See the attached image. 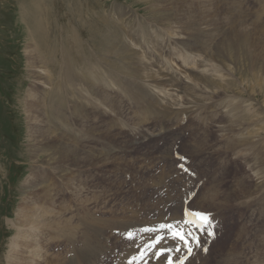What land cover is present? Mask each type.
<instances>
[{
	"label": "rangeland",
	"instance_id": "obj_1",
	"mask_svg": "<svg viewBox=\"0 0 264 264\" xmlns=\"http://www.w3.org/2000/svg\"><path fill=\"white\" fill-rule=\"evenodd\" d=\"M160 9H163L161 14L177 13L181 16L177 19L178 27L188 23L185 16L188 17L192 11L217 15L215 17L218 20L211 21L210 27L217 22L225 26L227 18L232 20L234 16V18L246 17V19L250 17L241 27L250 38V41L243 46L241 56L245 65L250 66L251 71L248 74L236 71L234 75L238 82L244 78L239 87L241 90L238 91L243 92L245 94L243 97L246 98L255 94L256 96H252L254 110H260L263 116L261 113H255L252 118L253 124L251 120L241 116L243 124L233 130V132L240 131L236 132L235 141L238 147L234 151L247 152L244 154L255 152L253 155L258 160L253 159L251 154L245 158L249 159L251 164H257L258 169H262L261 174L255 172L258 169L252 171L250 164L235 155L225 157L226 150L233 149L226 148L227 139L225 146L222 135H226L227 138V131H219L218 125L221 122L223 126L228 123L224 119L221 121L222 108L218 106V96L204 100L200 114L203 119L196 113L186 112L185 119L180 121L177 114H172L170 117L165 115L162 100L156 99L153 105L136 103L135 97L127 92H123L124 96L118 92L116 94L110 92L109 95L112 94L114 100L113 106L104 105L107 107L105 108L102 105L104 113L97 111L88 122L90 124L93 120L94 126L98 129V137L94 136L96 140L92 134L91 139L90 131L85 130L77 121L78 118L74 120L75 123L71 122L60 127L61 131L68 135L71 143L73 136H70V128L76 126L77 129H81L80 137L83 138L77 139L76 136V139L87 149L94 153L96 151L95 157L101 154V157L99 155L96 157V161L88 166L81 158L80 165L66 161L65 166L62 165L59 169L55 164L48 163L44 151L38 156L32 151L26 103L33 89L38 92L42 104L50 88L49 80L45 76L46 72L41 76L40 67L45 65L54 71V75L59 76V69L55 67L61 64L62 48L80 49L77 45L82 43L84 48L89 49V44H92L91 36L99 37L103 33L100 31L103 18H95L96 13L102 17L106 14L112 15L118 26L124 23L126 29L134 30L139 26L138 23L133 24L134 27L129 25L137 21L135 16L145 20H155V11ZM120 10L128 15H122ZM34 17L38 18L36 22ZM126 17L128 19H125ZM124 20H127V23ZM199 25H197L199 28L204 27V24ZM154 27L163 31L165 40L170 39L172 34L169 33V27L166 25ZM230 28V34L234 33V27L230 26ZM188 30L190 31L186 29ZM222 31L221 28L217 36L205 39L208 42L219 43ZM263 32L264 0H180V2L176 0H0V264H19L18 258L20 254L23 255V250L26 252L28 250L30 255L32 251V257L29 256L30 261L28 257V262L31 264H72V260L77 261V251L83 248V243L87 240L83 223L91 222L95 217L107 223L108 220H114V224H107L110 227L125 226L133 222L153 223L154 221L150 220L159 218L158 212L162 210L163 204L166 207L165 215L170 212V216H173L170 207L178 211L179 215L184 198L189 194L184 196L185 174L191 176L194 173L197 174L196 177H192L194 181L190 182L186 178L192 186L190 192L196 191V198L204 183L211 181L208 183L210 184L208 189H217L220 196L210 204L221 206V208L213 206L214 208L226 209L222 213L226 220L221 223V231H219V237L223 239L213 246L206 242L204 245L207 246L208 252L203 255L199 250L190 264H264V257L262 258L264 256ZM199 33H202L201 30ZM169 45L167 43L168 48ZM160 48L161 45L157 43H151L149 47L153 50ZM225 60L235 63L233 57L228 55ZM172 65L176 66L174 72L181 74L179 72L181 68L175 62ZM126 72H131V69L126 68ZM37 75L41 78H37ZM34 81L37 82L36 87L33 86ZM43 89L46 91L43 92ZM180 96L179 94L176 99L186 101L185 95ZM84 98L88 99L86 96L78 97L75 103L70 104L72 115L76 102L82 103ZM171 101L173 102V99ZM41 111L42 120L46 124L42 106ZM32 120L34 127L38 128L37 118L33 117ZM248 121L251 123L249 124ZM203 127L206 131L205 136H203ZM192 129L196 130V135H193ZM166 130L178 135L166 136ZM196 139L200 142L198 146L187 145L188 142ZM58 140L64 143L61 137ZM172 150L183 153L187 158L185 160L187 172L176 165L180 160L175 159ZM242 153H239L241 157ZM178 169L183 175L178 173ZM248 184L250 189L245 193ZM231 191L241 193L240 200L229 199L230 205L226 207L223 201L228 198ZM198 200L191 202L190 206L210 208L206 204H201L204 198ZM21 204L23 206L26 204L28 210ZM150 207H158V209L151 212ZM260 207L263 215H260ZM20 208L32 211L36 218V221L27 228L19 227V220L24 217ZM213 217L220 222V216L217 218L215 211ZM228 217L230 220L227 219ZM162 219L169 220L165 217ZM20 228L23 238L19 242L22 246L16 245L17 247L14 248L12 242L19 235ZM111 231L112 229L109 228L107 234L120 232L122 241L119 238L110 240L112 248L117 246L115 250L119 251L122 245L117 243L125 240V232L119 229ZM25 239L28 241L26 242ZM23 241L29 243L31 247L27 249ZM233 243L236 244V249H233ZM228 248H232L234 252L225 263L223 254ZM111 249L109 251H113ZM97 255L101 257L100 252ZM102 259L105 261L106 257H101L100 260Z\"/></svg>",
	"mask_w": 264,
	"mask_h": 264
},
{
	"label": "bare ground",
	"instance_id": "obj_2",
	"mask_svg": "<svg viewBox=\"0 0 264 264\" xmlns=\"http://www.w3.org/2000/svg\"><path fill=\"white\" fill-rule=\"evenodd\" d=\"M176 1L180 2V0H176ZM162 10L163 9H160L159 11H155L156 12L155 20L152 19L145 20L144 18L141 17L139 18L135 16L137 18V21H134L131 25H129V27H134L133 24L138 23L139 26L135 27L134 30L130 28L126 29L124 23L118 26L116 20L113 17H111L112 15L106 14L104 15V17H102L98 13H96L94 14L95 18L97 19L103 18L102 27L100 30L103 33L100 34L99 37L91 36L92 44H89L90 45L89 49L84 48V45H82V43H79L77 45L78 47H80L81 50L79 48L72 49L70 47L62 48L63 58L61 64L58 67H55V69H59V73H60L59 76L54 75V71L48 69L45 65H42L40 67V69H42L41 76L44 75V73L46 72L45 76L49 80L50 88L48 89L47 94H45L42 104L40 103L38 92H36V90L33 89H31L30 99H28L26 103L28 124L31 132L30 139L32 140L30 147H33L32 151H34L35 154H37V156L44 151L48 163L50 162L53 163V165L55 164V166L58 167L59 169L61 168L60 166L62 165L65 166L64 163L66 161H69L72 164L79 163L80 165L82 160L85 161L84 163L86 166L96 161V157L99 154L95 157L96 151L94 153V151L87 149L86 146L81 145L80 144L81 142L77 140L79 138H83L80 137L82 136L81 129H77L78 127L76 126L70 128L69 131L70 136H73L71 143V140L68 137V135L64 134L61 131L60 127L62 125L65 126L71 122L75 123L76 121L74 122V120L78 118L77 121L80 122L81 125H83L85 130L90 131V135L92 134L93 138L94 136L98 137V133H97L98 129H96V127L94 126L93 120L90 121L91 122L90 124L88 122L90 120V117L92 116L94 117L97 111H101L104 113V111L102 110V105L103 107L110 105L113 106L114 100L112 99V94L109 95L110 92L115 94L116 92H118L122 96H124L123 92H127L130 96L135 97L136 103H147L153 105V103H156V99L162 100L164 103L165 115L167 117H170L172 114H177L180 121L185 119L184 113L186 112L190 114L196 113L198 117L203 119V117H201L200 114L203 109L204 100L207 99L208 97L211 98L213 96H218L219 97L218 106L222 108L221 121L222 119H224L225 122L229 124L223 126L221 125L222 124L221 122V124L218 125L220 126L219 131L221 132L227 131L228 137L226 138L225 137L226 135L224 134L222 135V137L224 139L225 146H226V139L228 140L226 148L233 149V150H226L225 157H227L228 155H235L239 159L246 161L248 165L250 164L252 167L251 168L252 171L258 169L257 164L253 165L250 163L249 159L245 158L249 154L253 155V153L255 152L253 153L248 152V154H244L247 152L243 151L244 153H242L241 150L239 151L237 150V152L234 151L238 147L235 141V137L237 136L236 132L237 131L240 132V131L237 130L236 132H233V130L235 127L241 126L243 124L241 122V116H243L245 119H249L252 121V118L255 113L257 114L261 113L260 110H254L255 104L253 105L254 100L252 98L254 97L252 96H256L255 94L246 98L243 97L245 95L243 92L238 91L240 85L244 81V78L241 82H238L235 77L236 75H234L236 71L244 72V74L245 73L248 74L249 71H251L250 66L245 65L243 56H241L243 52V46H245L250 41V38L246 36L244 29L241 27L243 26L244 22L248 20L250 17L246 19V17L234 18L235 17L234 16L232 17L233 21L227 18V21L225 22V26L219 25L217 22L214 24L213 27H210L209 24L211 21L218 20V18L215 17L217 15L212 13L210 14L203 13L204 14L203 15L200 14V12L198 13L196 11H192L190 12L191 14L188 15V17L185 16L188 23H185L184 25L178 27L176 26V23L178 22L177 19L181 16H179L177 13L171 14L164 12L163 14H161L160 12H162ZM120 13L122 15H128L126 12H123V10ZM37 19L38 18L35 19L34 17L35 22L37 21ZM125 19H128V17H126ZM141 19H144V21L140 22ZM120 20L121 19H119V21ZM228 20L232 22H229ZM124 22L127 23V20H124ZM199 24L200 25L204 24V27L199 28L197 26ZM157 25H163V26L166 25L167 27L170 28L169 33L172 34L170 39L165 40L164 37L165 34L163 33V31H161V29L157 27H154ZM230 26L234 27V33L232 34H230V29H231ZM176 27L180 29H177ZM171 28L174 30H172ZM221 28L223 29V31L219 36V43L208 42L206 40L209 39L210 37H215V35L217 36L218 31ZM186 29H190V31L188 30L189 31L188 32L186 31ZM200 30L202 33H199ZM185 32H188V34H186ZM262 38H264V32L262 33ZM151 43H157L161 45V48L156 50L149 49ZM167 43L170 44L169 48L167 46ZM225 54L233 57L235 63L227 62L225 60L226 58ZM259 61L261 65V55ZM173 62H175L176 65L181 68L179 72L182 75H184V77L181 74H177L174 72L176 66L172 65ZM244 67L246 68V70H244ZM126 68H130L131 72H126ZM41 76L37 75V78H41ZM34 82L35 83L33 86L36 87L37 82L36 81ZM45 91L46 89H43V92ZM206 91L208 94L206 93ZM179 94L181 95L180 97H183L185 95L186 101L184 100L179 101L178 99H176V97L179 96ZM82 96H86L88 99L84 98V102L82 103H80L81 101H77L72 109L73 112L72 115L69 109L70 104L75 103L76 101L75 99ZM54 97H56V99H54ZM172 99L173 102L171 101ZM207 102L209 103V101ZM41 106L45 112V117L47 120L46 124H44L42 120ZM215 108H217V106ZM262 109H264L263 106ZM224 113L225 115H223ZM33 117L37 118L39 125L38 128L34 127L32 120ZM255 118H257L256 115ZM248 122L249 124L251 123L250 121ZM192 130H193V135H196V130L195 129ZM202 131H203V136H205L206 131L204 127L202 128ZM92 135H91V139H92ZM167 135H172L175 137L178 134L170 133V130H166V136ZM60 137L64 140V143L58 140ZM94 139L96 140V138ZM199 144L200 142L197 139L187 143L188 146L191 145L198 146ZM244 144L243 147L245 146ZM239 153H242L243 156L241 157ZM31 154L33 153L31 152ZM82 154L84 156H82ZM174 154L176 155L175 151L173 152V156ZM99 157H101V154L99 155ZM255 158H256L255 155H253V159ZM255 160L258 159L256 158ZM180 162L183 163L181 160ZM180 162L178 161L176 165H178V163ZM261 170L258 169L255 172L257 174H261L262 172ZM178 173L183 175V173H181L179 169H178ZM196 176H197L196 173H194L191 176L185 174V177L190 182L194 181L193 178ZM198 182L199 181H197V183ZM208 183L207 184L204 183V185L198 191L196 198L194 197L191 202H198L199 201L198 199L202 197L205 200L202 201L201 204H206L210 208L209 209H203L198 207L197 208L192 207V208L203 211H210V212L215 211V213L217 214V218H219L218 216H220V222H218V232H219L221 231L220 229L221 223H224V220H226L225 216L224 217L222 216V213H224V210L226 209L214 208V207L221 208V206H214L210 204L215 198L220 196V192L217 189L209 190L208 187L210 184L208 185ZM246 187L248 189H246L245 193H247L250 189L249 184ZM226 195L227 194H225V196ZM240 195L241 193H237L234 191L232 193L231 191V193H229L228 198L225 201H223V205L228 207L230 205L229 199L234 200V198H238V200H240L239 199ZM197 196L199 197L197 198ZM160 204H162V202ZM163 205L165 206V204ZM164 206L162 210L158 212L160 215L159 218H156V219H161L159 220V222L164 221L162 219L164 217L168 219L171 217L170 212H168L165 215L164 209L166 207ZM185 206L186 205H184L183 203L180 210L181 220L183 219V211ZM23 207L27 208V205L25 204V206ZM187 207H191V206L187 205ZM150 208H152L151 212L158 209V207H150ZM238 208L245 209L246 207H238ZM20 209L24 213V217L20 218L19 227L21 226L27 228L29 224H32L33 221L34 222L36 221V218L32 213V211H26L25 208H20ZM170 209L173 211V216L166 222H162L164 224H168V223L171 224L172 223L171 220L172 219L177 220V217L179 216L178 211H175L171 207ZM149 215L150 212L148 213V216ZM260 215H263L261 207H260ZM227 219L230 220V217H228ZM108 221L109 223L103 222V220L97 219L95 217L92 219L91 222L83 223L84 232L86 233L85 238H87V240L83 243V248L77 251V261L72 260V264H107V263L126 264L125 263L126 259H128L131 254L138 253L146 242L153 241L158 233L160 235L165 234L163 231H158V232L143 231L144 229H142V226L143 225L146 226V223H148L146 221L141 222L142 224L140 222L128 223L127 225L120 227L116 225L110 227V225L107 224H112L115 221L114 220H108ZM262 223L264 224V215L262 217ZM148 224H151L152 226L154 225L157 226L153 228L156 229L159 228L157 224H153V223H148ZM109 228H111L112 231L114 229H119L121 232L124 231L125 232L124 235H126L128 232H133L135 233L134 239L128 240L124 236L125 240L121 243H117V244H121L122 246L120 247L119 251H116L115 248L117 246L112 248L110 240H117V238H119L122 241L121 239L122 237L119 236L120 232H117V234L115 233L107 234V230ZM19 230H20L18 232L19 235L16 234L17 237L12 242L14 248L17 246L18 247L22 246L20 245L19 242L20 239L23 238L21 232L22 229L20 228ZM113 235L114 237L112 238ZM146 236H152V237L150 239H144V237ZM165 238H167V236ZM204 239L210 245L212 244L211 246H213L215 245L216 242L222 240L223 237L220 238L217 233L216 235L213 236L206 235ZM212 239L215 240L212 241ZM25 241H23L24 246L27 249L30 248L31 246L29 245V243L26 244ZM162 243L163 241L161 242V244H159L156 247V250L161 247H165L162 245ZM176 244L177 243L174 241L172 247H174ZM180 244L182 251L184 247L182 243ZM114 245H116V242H114ZM136 245H138L137 248H135ZM206 247L207 246L203 245V249ZM232 247L233 249H236V244L233 243ZM110 249L113 251H109ZM203 249H200V251L203 252L204 255L208 251L205 252ZM36 250H38V247ZM156 250H154L152 254L149 255V257L151 258L149 259L147 264L165 263L167 255H165L163 258L154 260V257H156L154 255ZM98 252H100L101 257H106L105 261H103V259L100 260L101 257L97 255ZM233 252L234 251H232V248H228V250H226V252L223 254V259H225V263L228 261L229 256ZM22 253H23L22 255L23 257L20 254V257L18 258V260H20L19 264H26V262L27 264H31L30 262H28V257L29 256L32 257V251H30L31 255L29 254L28 250L27 252L23 250ZM179 253L173 252L171 255L173 256V258L176 259L180 255ZM197 253L198 252L195 251V253L188 258V260L190 261L187 262V264L193 262V258L195 255H197ZM27 254L29 255L27 256ZM90 254L92 255V257H90ZM113 254L114 256L112 257ZM122 254L124 255L121 260ZM30 257H29V261H30ZM97 257H99L100 259H96ZM263 257L264 256H262V258ZM145 259L142 261V264H144ZM11 261L9 260V262Z\"/></svg>",
	"mask_w": 264,
	"mask_h": 264
},
{
	"label": "snow or ice",
	"instance_id": "obj_3",
	"mask_svg": "<svg viewBox=\"0 0 264 264\" xmlns=\"http://www.w3.org/2000/svg\"><path fill=\"white\" fill-rule=\"evenodd\" d=\"M183 159V158H181ZM183 167V165H180ZM209 224V218L202 212H193L187 209L183 212V219L176 221L175 224H160L159 228L153 229H144L143 231L147 232H158L159 230L167 229L168 236L167 239H171L173 241L182 242L183 247L187 250V255L181 256L178 260H173V256L171 253L173 252H181V244L177 243L174 247H161L157 252H155V256L159 258H163L165 253H168L166 256V264H184L187 256H190L193 252L192 243L194 242L196 247H200V238L193 229H199L200 231L206 230V226ZM209 236H213L214 233L208 231ZM135 233L128 232L127 238L132 240L134 239ZM166 238L162 235H157L155 239L152 241L150 245H145V247L155 248L157 245L161 244ZM207 252V248L203 249ZM142 259L141 257H133V260ZM129 264H132L129 261Z\"/></svg>",
	"mask_w": 264,
	"mask_h": 264
},
{
	"label": "built area",
	"instance_id": "obj_4",
	"mask_svg": "<svg viewBox=\"0 0 264 264\" xmlns=\"http://www.w3.org/2000/svg\"><path fill=\"white\" fill-rule=\"evenodd\" d=\"M178 151V150H177ZM175 153H181V152H175ZM183 154V153H182ZM176 156V155H175ZM176 159V158H175ZM185 189H186V192L184 193V196H185V194H187V193H189L188 195H186V197L188 198L189 197V195H191L192 194V192L193 191H191L190 192V189H191V185L189 184V182H188V180L186 179V177H185ZM187 198H184V202H185V200L187 199ZM157 220H159V219H153V220H150V221H154L153 222V224H156V223H158L159 221H157Z\"/></svg>",
	"mask_w": 264,
	"mask_h": 264
}]
</instances>
